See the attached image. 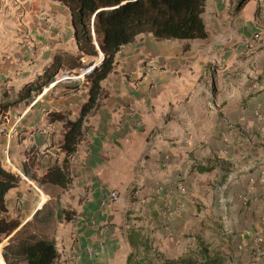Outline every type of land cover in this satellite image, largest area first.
<instances>
[{
    "label": "crops",
    "instance_id": "obj_1",
    "mask_svg": "<svg viewBox=\"0 0 264 264\" xmlns=\"http://www.w3.org/2000/svg\"><path fill=\"white\" fill-rule=\"evenodd\" d=\"M236 2L205 1V38L139 34L118 51L101 81L105 96L84 118L66 188L38 181L64 158L63 122L49 113L78 116L86 81L46 86L8 107L0 160L28 181L14 171L20 181L5 196L4 216L19 228L43 205L53 210L45 233L60 264H162L212 241L232 252L227 264H264V0L240 10ZM64 54H77L65 5L0 0V100ZM110 190L118 201L101 205ZM98 242L103 253L88 256L85 246Z\"/></svg>",
    "mask_w": 264,
    "mask_h": 264
},
{
    "label": "trees",
    "instance_id": "obj_2",
    "mask_svg": "<svg viewBox=\"0 0 264 264\" xmlns=\"http://www.w3.org/2000/svg\"><path fill=\"white\" fill-rule=\"evenodd\" d=\"M65 5L70 13L73 38L77 46L76 55L64 54L44 68L37 79L26 82L12 99L0 100V117L8 107L28 103L37 91L53 82L62 68L85 67L83 57H94L100 52V62L85 76L87 100L81 105L78 116L63 113H49L51 120L63 122L64 133L61 150L64 158L61 166H50L38 181L66 188L70 183L69 158L76 151L83 134L85 116L99 105L105 96L101 81L113 71L116 54L139 34H151L155 40H192L205 38L207 31L203 20L206 0H55ZM247 0H237L235 9L240 10ZM9 168V167H8ZM3 166L0 160V241L2 257L6 264H60L53 238L45 228L53 222L54 212L49 209L37 210L31 220L18 228L16 219H7L5 196L15 188L20 177L11 168ZM26 174V172H25ZM60 215V214H59ZM66 220L71 217H65ZM18 228V229H17ZM147 249L146 246H144ZM2 260V259H1ZM128 264H155L151 261H128ZM162 264H227L218 253H209L205 245L191 255L167 260Z\"/></svg>",
    "mask_w": 264,
    "mask_h": 264
},
{
    "label": "built area",
    "instance_id": "obj_3",
    "mask_svg": "<svg viewBox=\"0 0 264 264\" xmlns=\"http://www.w3.org/2000/svg\"><path fill=\"white\" fill-rule=\"evenodd\" d=\"M259 38V33H254L252 36V40L251 42L256 41ZM249 45H252V43H249ZM98 62H94L90 65H87L85 67H79L75 72L68 70V69H64L60 74H58L55 79L53 80L52 83H50L46 89L48 90L50 87H52L54 84L62 82V81H85V76L88 75L91 70L93 69V67L95 65H97ZM144 69L146 71V73H150L153 71V66L151 64L145 63L144 65ZM0 134H5V135H9L10 133L8 131L5 130L4 127L0 126ZM5 161L7 163V165L13 169L15 172H17L18 174H20V176L28 181V178L26 176H24L22 173H20V171H18L12 164L11 162L8 160V158H5ZM33 189L41 194V189L39 186L32 184ZM119 199V195L116 191L114 190H110L109 192H107V196L104 198V200L101 202V205H105L106 201L109 202H117ZM105 249V245L103 242H98L95 246L92 245H87L84 248L85 253L90 256V257H97L99 255H101L103 253ZM80 247L78 245H73L72 247V253L74 258L79 259L81 256V251H80Z\"/></svg>",
    "mask_w": 264,
    "mask_h": 264
},
{
    "label": "rangeland",
    "instance_id": "obj_4",
    "mask_svg": "<svg viewBox=\"0 0 264 264\" xmlns=\"http://www.w3.org/2000/svg\"><path fill=\"white\" fill-rule=\"evenodd\" d=\"M249 48V47H248ZM99 54L97 55V56H94V57H86V62H89V61H94V62H98V60H99ZM144 65H145V63H144ZM149 74V73H148ZM85 82V81H84ZM84 84V83H83ZM67 85H69V84H67ZM54 98L56 97V96H53ZM5 164L7 165V163H6V161H5ZM8 166V165H7ZM9 167V166H8ZM10 168V167H9ZM13 170V169H12ZM14 171V170H13ZM186 238V237H185ZM5 240L6 239H3L2 241H0V244L1 243H3V242H5ZM7 242V241H6ZM5 245V244H4ZM3 245V246H4ZM205 246H207V245H205ZM209 246L210 247H208L207 248V250H208V252L209 253H218V254H221L223 257H225V256H228L229 258H231L232 257V252L229 254L228 252H226L225 251V249H222V246L220 245V244H218V241H212L210 244H209ZM71 250H72V248H71ZM193 253V251L191 252V253H189V254H187V255H191Z\"/></svg>",
    "mask_w": 264,
    "mask_h": 264
},
{
    "label": "water",
    "instance_id": "obj_5",
    "mask_svg": "<svg viewBox=\"0 0 264 264\" xmlns=\"http://www.w3.org/2000/svg\"><path fill=\"white\" fill-rule=\"evenodd\" d=\"M101 53V52H100ZM102 55V54H101ZM101 59H99L98 63L100 62Z\"/></svg>",
    "mask_w": 264,
    "mask_h": 264
},
{
    "label": "bare ground",
    "instance_id": "obj_6",
    "mask_svg": "<svg viewBox=\"0 0 264 264\" xmlns=\"http://www.w3.org/2000/svg\"><path fill=\"white\" fill-rule=\"evenodd\" d=\"M99 56H101V53H99Z\"/></svg>",
    "mask_w": 264,
    "mask_h": 264
}]
</instances>
